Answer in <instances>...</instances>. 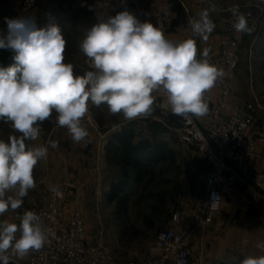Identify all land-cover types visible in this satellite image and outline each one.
Here are the masks:
<instances>
[{
	"label": "clouds",
	"instance_id": "obj_1",
	"mask_svg": "<svg viewBox=\"0 0 264 264\" xmlns=\"http://www.w3.org/2000/svg\"><path fill=\"white\" fill-rule=\"evenodd\" d=\"M234 29L248 33L247 18L233 9ZM7 34L0 37V49L9 51L14 61L0 66V121L10 124L19 136L0 139V215L15 211L23 198L36 187L33 171L46 158L47 147H26L35 141L41 125L56 114L57 127L66 128L74 142L84 141L89 132L82 121L95 106L106 104L126 120L149 117L156 93H163L172 114L200 118L208 113L205 93L223 71L206 58L205 49L197 58L194 38L173 42L149 20L141 21L127 8L97 18L80 41V51L92 70L74 74V65L65 63L66 40L59 25L38 26L28 16L5 17ZM195 36L207 39L215 25L204 10L199 19L189 21ZM50 146L56 148L55 141ZM14 193V195H9ZM218 200L213 194V205ZM19 224L0 222V261L8 264L10 249L20 258L40 250L47 235L40 217L25 211ZM20 233L17 238V233ZM257 248L264 250V243ZM242 264H264V255L247 257Z\"/></svg>",
	"mask_w": 264,
	"mask_h": 264
},
{
	"label": "rangeland",
	"instance_id": "obj_2",
	"mask_svg": "<svg viewBox=\"0 0 264 264\" xmlns=\"http://www.w3.org/2000/svg\"><path fill=\"white\" fill-rule=\"evenodd\" d=\"M48 1L47 6L52 5L53 8L46 13L44 11L41 13L42 16H39L38 7L42 8L40 4L28 17L35 19L37 25L41 27L48 23L59 25L66 40L64 62L74 65L75 75H83L86 71L92 69L90 61L80 51V41L86 35L87 30L97 22V18H100V14L104 16L105 11L100 4L92 0H88L87 3L90 5L89 10L91 13H77L74 5L77 0ZM78 1L83 2L82 0ZM234 4L264 9V0H235ZM42 5L44 6L45 3H42ZM85 9L88 11V8ZM107 13L116 14L115 11H108ZM21 16H24L21 12V0H2L0 6V37L7 34L5 17L18 18ZM80 21L86 22L89 27H85L82 34L77 35V24L75 23ZM247 54L250 55L249 60H251V63H247ZM242 64L244 70L247 64H252L253 72H255L254 91L245 94L246 99L242 104L257 100L259 118L264 123V30L257 37H250L242 46L238 71ZM88 107L89 111L82 124L89 133H99L98 139L94 142L92 139L90 141L85 139L78 144L74 142L66 128L57 127L55 113H53L51 120L43 122L39 138L31 141V145L32 148L47 147V156L42 160L47 159L49 164L46 175H42L41 166L43 161L40 160L38 167L34 168L33 176L35 180L38 176L44 177L43 183L46 182L48 185L46 197L49 201L44 204L21 206L14 214L17 216L19 223V217L25 211L51 205L54 198L50 188L59 186L63 189V192L57 197V202L61 208L64 221L69 218L73 208H78L82 212L85 222L87 221L86 216H88L91 228L100 229L97 236L93 238V243L103 244L122 263L140 262L144 264L149 259L150 250L154 246L158 235L171 227L170 221L174 214L180 212L184 218L183 222H188L196 211L204 191L202 176L205 164L203 157L193 146L182 142L175 131L178 127L177 120L167 121V126H165L157 120L158 118L162 120V118L161 115L155 114L154 109V115L151 114L149 117L144 118L146 121L142 131L143 137L152 138L153 142L162 141L167 143L175 152V161L155 164L152 167L153 174L146 175L140 183L132 185L129 191L132 194V203L128 206L129 220L124 224L126 226H123L122 222L117 220V208L104 203L106 192L109 190L108 181L112 179L114 182L120 175L112 167L109 169V173L103 172L105 158L102 151L105 147L106 134L118 124H130L132 120H126L122 113L112 114L106 104L97 107L89 102ZM11 135L19 136L20 134L14 132L10 124L0 121V139L7 141ZM50 141H55L58 146L52 148ZM92 146L96 148L98 153L96 156L88 157L85 154L78 158V155L82 154L79 149H88ZM78 163H80V167H78ZM77 169L80 171L78 172ZM229 210L225 206L221 213H227ZM5 216V213L0 215V219H5ZM146 218H149L148 220L155 225L153 227L149 226ZM124 228L128 229L126 233ZM233 236V243L235 244V234ZM193 260L194 258H192V262Z\"/></svg>",
	"mask_w": 264,
	"mask_h": 264
},
{
	"label": "built area",
	"instance_id": "obj_3",
	"mask_svg": "<svg viewBox=\"0 0 264 264\" xmlns=\"http://www.w3.org/2000/svg\"><path fill=\"white\" fill-rule=\"evenodd\" d=\"M47 1L21 0V12L29 16L37 6ZM92 1L100 4L105 12L117 13L127 8L141 21L152 19L155 26L170 40L165 14L158 0ZM233 9H238V14L247 18L252 29L250 32L235 31ZM223 13V36L216 54V62L223 76L215 83V100L208 106V113L203 117L176 115L180 124L175 131L182 142L197 150L205 164L202 176L204 191L190 220L194 228L202 230L215 222L223 209L226 196L250 201L254 193L259 195L261 191L264 192V123L259 118L258 101L235 107L231 105L233 80L241 62L242 46L250 37H257L263 32L264 9L233 4ZM50 191L54 198L51 205L30 210L40 217L48 239L40 250H31L29 264H141L122 263L103 244L89 241L86 223L78 208L71 210L67 223L63 225L61 208L57 202L63 189L55 186ZM213 194L218 197L214 205ZM183 219L180 212L173 216L175 223ZM190 236L191 232L185 227H170L162 231L144 264H193Z\"/></svg>",
	"mask_w": 264,
	"mask_h": 264
},
{
	"label": "crops",
	"instance_id": "obj_4",
	"mask_svg": "<svg viewBox=\"0 0 264 264\" xmlns=\"http://www.w3.org/2000/svg\"><path fill=\"white\" fill-rule=\"evenodd\" d=\"M83 2H79L78 0L75 2V7L77 13H91L90 5L87 3L88 0H82ZM49 2V1H48ZM163 12L165 14V18L167 21V34L171 41L179 42L188 38H194L197 44V58H201V54L205 49L208 50V56L206 57L209 62L218 68L216 62V54L219 48V42L223 36V30L221 25V19L223 15V11L235 3V0H158ZM42 3H45L43 6ZM42 8L38 7V15L42 16L41 13L45 11V13L50 10L52 7L47 6V2H42ZM152 4V1H151ZM86 5V6H85ZM85 6V7H84ZM152 6V5H151ZM88 8V11L85 9ZM204 10H207L209 13V19L215 25L214 30L207 34V39H203L200 36H195L192 32L189 21L192 19H199L200 13ZM99 13V12H97ZM111 15L110 13L105 12L104 16L100 14L101 19H106L107 16ZM89 17V15H88ZM155 26L152 19L149 20ZM77 35L82 34L85 27H89L86 25V22H78L75 23ZM245 57V56H244ZM247 63H251L250 55H246ZM244 61V58H243ZM253 64V63H252ZM247 64L246 69L244 70L243 64L241 65L240 70L237 72L236 77L233 80V92L231 96V105L233 107L238 105H243L244 100L246 99L245 94L250 91H254L253 82L255 77V72H253V65ZM264 66V65H263ZM219 69V68H218ZM251 82V87H250ZM245 91V92H244ZM217 92L214 90V87L205 93V101L208 106L212 104L215 100ZM156 102L154 104L155 114L158 116L161 115L162 120L157 119L160 123H163L166 126V122L168 120L175 119L176 115L172 114L170 110V106L167 103V99L165 94L156 93ZM169 108V109H168ZM154 115V112L152 113ZM144 118H136L133 119L130 124H118L113 127V129L106 134L105 144L102 151V155L105 158V166L103 168V172L109 173V169L111 167L119 173V177L117 180L112 181L110 179L108 181V191L106 192L104 203L108 206L117 208V199L111 198V191L113 185L115 184H123V191L120 192L119 197L127 196L128 204L132 203V194H130V190L133 184H137L134 181L133 177L129 179L125 178L123 175V166L120 164L118 160L115 159V155L111 152L112 146H121L119 138L123 136V134L131 130L135 133L134 144L137 145L141 141L151 140L153 144L156 146L162 141L153 142L152 138L143 137L142 131L144 130L145 119ZM142 127V130H141ZM99 137V133L91 134L86 138L87 141L90 139L97 140ZM26 147L32 148L31 140H26ZM80 143V142H79ZM78 144V143H77ZM80 146V144H79ZM169 147V146H168ZM170 148V147H169ZM171 149V148H170ZM80 153L78 158H81L82 155H87L88 157H94L98 153L96 148L88 147V149L81 148L79 149ZM203 159V158H202ZM80 160V159H79ZM43 165L40 167L42 169V175L47 173L48 162L47 159L42 160ZM38 163L35 166L38 167ZM80 163H78V167H80ZM85 167V166H83ZM78 172L80 171L77 169ZM46 175V174H45ZM44 177L38 176L36 177V187L28 192V195L23 198L22 206H32L34 204H44L49 201L47 199V183H43ZM125 184H124V183ZM9 195H14V193H9ZM254 193L251 200L241 199V198H231L230 196H226L224 206L228 207L229 212L221 213L218 215L215 222L208 228L202 230L199 228H194L190 221L175 223L173 222V218L170 221L171 227H185L191 232L192 239L190 240L193 245V264H242V261L247 257H258L264 255V250L256 247L258 243H264V195ZM96 204V203H94ZM93 206V204H91ZM16 211V210H15ZM9 210L5 213V219L1 220L8 221L12 223H18L17 216H15L14 212ZM118 215V216H117ZM117 220L120 221L119 213L116 214ZM88 216H86V228L89 234V241H93V238L97 236V233L100 229L91 228V225L88 222ZM68 220V219H67ZM67 220H63V225L67 223ZM127 220H129V210L127 214ZM149 224V226H154L153 222ZM148 224V223H147ZM235 234V244L234 236ZM20 233H17V238H19ZM190 236V237H191ZM212 241V242H211ZM209 243V244H208ZM31 254V251L24 256L23 258L18 257L13 254L10 249L6 255L10 256L8 264H28V259ZM150 257V256H149Z\"/></svg>",
	"mask_w": 264,
	"mask_h": 264
},
{
	"label": "trees",
	"instance_id": "obj_5",
	"mask_svg": "<svg viewBox=\"0 0 264 264\" xmlns=\"http://www.w3.org/2000/svg\"><path fill=\"white\" fill-rule=\"evenodd\" d=\"M14 61L12 60V54L4 49H0V66H9ZM171 121L180 120L178 117H174ZM168 120V122H171ZM135 133L131 130L126 131L123 136L119 138L121 146H112L111 152L115 155V159L123 166V175L125 178H134V181L140 183L144 177L148 174H153L152 167L161 162H174L175 152L168 147L165 142H160L157 146L151 142V140L141 141L139 144H134ZM124 183V182H123ZM125 184V183H124ZM124 188L123 184L113 185L111 191V198L117 199V210L120 216V221L123 226L127 222L128 214V200L127 196L119 197L120 192ZM149 218H146L148 224H152ZM125 229V233L128 230ZM0 264H3L0 261Z\"/></svg>",
	"mask_w": 264,
	"mask_h": 264
},
{
	"label": "water",
	"instance_id": "obj_6",
	"mask_svg": "<svg viewBox=\"0 0 264 264\" xmlns=\"http://www.w3.org/2000/svg\"><path fill=\"white\" fill-rule=\"evenodd\" d=\"M214 148H215V150L217 151V152H219V150L214 146ZM242 176L244 177V178H246L247 180H249V182L255 187V189H257V190H259V188L257 187V186H255L254 184H253V182L250 180V179H248L245 175H243L242 174ZM261 194H264V192L263 191H261Z\"/></svg>",
	"mask_w": 264,
	"mask_h": 264
}]
</instances>
